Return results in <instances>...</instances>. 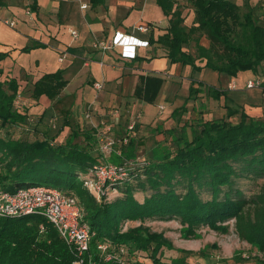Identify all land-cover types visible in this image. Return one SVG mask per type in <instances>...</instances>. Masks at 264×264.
Wrapping results in <instances>:
<instances>
[{
  "label": "trees",
  "instance_id": "trees-1",
  "mask_svg": "<svg viewBox=\"0 0 264 264\" xmlns=\"http://www.w3.org/2000/svg\"><path fill=\"white\" fill-rule=\"evenodd\" d=\"M157 2L170 16L167 31L157 42L172 63L200 69V60L205 61V67L231 76L243 71L258 73L264 63V8L257 13L258 6L251 0H244L245 11L236 0H188L195 14L189 26L184 8L176 6V0ZM36 3L34 0V10ZM204 37L209 47L201 44ZM193 44L195 53L191 51ZM36 46L44 44L21 50ZM7 55L0 52V62ZM2 73L0 67V189L15 191L20 186L43 184L77 197L83 220L96 232L85 264H184L180 257L171 263L164 260L166 248L181 250L162 233L144 225L147 219H177L186 236H196L203 226L228 232L227 222L234 220L238 237L264 254V181L257 195L248 196L242 187L264 180L263 117L251 116L244 108H229L224 117L185 123L171 132L173 137L162 155L153 154L138 162L133 161L139 155L137 141L131 136L123 146L124 157L132 161L126 166L127 176L99 199L84 184L92 177V166L105 160L99 149L98 129H74L64 142L47 131L41 134L39 118L31 123L28 109L16 103L24 91L20 82L15 77L2 78ZM163 83L159 75H142L134 96L153 103ZM66 84L63 70L45 73L35 81L32 97L36 101L44 95L57 99ZM206 90L214 98L226 93L212 86ZM190 94L191 98L193 88ZM15 129L22 134L14 136ZM110 161L123 162L117 154ZM114 189L122 195L110 199ZM126 221L142 223L123 231ZM101 242L110 245V253L123 256L124 262L107 260L99 248ZM143 254L146 259H140ZM74 261V250L45 217L0 216V264Z\"/></svg>",
  "mask_w": 264,
  "mask_h": 264
},
{
  "label": "crops",
  "instance_id": "crops-1",
  "mask_svg": "<svg viewBox=\"0 0 264 264\" xmlns=\"http://www.w3.org/2000/svg\"><path fill=\"white\" fill-rule=\"evenodd\" d=\"M176 1V6L187 9L185 0ZM33 3L34 0H0V52L8 53L0 62L2 78L15 77L22 89L29 90L21 92L20 101L22 108L39 118V127L46 126L43 122L54 115L63 118L59 142H64L74 129H98L106 120L114 122V133L119 136L125 131L129 115L141 111L140 143H152L147 153L153 155L155 147L168 146L171 132H177L185 123L224 117L229 108H244L249 115L264 118L261 71L231 76L205 67V61L198 60L200 69H193L169 60L166 49L157 40L167 31L170 16L157 0H37L35 10ZM82 3L88 7L83 8ZM191 14L192 25L193 9ZM6 19L16 24L11 26ZM139 26H145L146 31L139 30ZM71 29L78 31V37L72 35ZM117 31L131 33L148 45H138L134 59L122 58L119 48L104 53L94 46L96 38H110ZM38 43L44 46L21 50ZM201 44L209 47L210 42L204 37ZM191 51H196L194 44ZM58 70L64 71L67 80L61 95L54 100L44 95L36 101L32 97L35 81ZM148 74L164 79L153 103L134 96L141 76ZM252 79L260 80L262 85L248 88L246 84ZM96 82H102L103 88L96 89ZM233 82L236 88L230 87ZM209 86L226 93L214 98L208 95ZM113 108L121 110L119 117L113 116ZM88 112L91 118L86 117ZM47 130L43 127L41 134Z\"/></svg>",
  "mask_w": 264,
  "mask_h": 264
},
{
  "label": "built area",
  "instance_id": "built-area-1",
  "mask_svg": "<svg viewBox=\"0 0 264 264\" xmlns=\"http://www.w3.org/2000/svg\"><path fill=\"white\" fill-rule=\"evenodd\" d=\"M81 1V0H80ZM83 8H87V3H82ZM5 22L11 26L16 23L14 20L6 19ZM139 30L146 31L145 26H139ZM74 37H78V31L71 29ZM94 46L104 53L112 49L119 48L122 58L134 59L137 57V46L148 45L147 41L135 38L131 33L124 31L115 32L110 38H96ZM103 64V63H102ZM261 81L257 79L249 80L246 84L248 88L261 86ZM96 89L103 88L102 82L95 83ZM236 88V82L230 85ZM21 95L18 96L16 103H19ZM164 105L160 108L164 109ZM114 117L121 115V110L115 108L112 111ZM91 113L86 114L91 118ZM127 121V134L118 136L114 133V122L106 120L97 131L99 137V149L105 160L97 163L90 169L91 178L85 179V186L94 193L99 199L106 191H110L111 186L127 176V164L132 163L124 157L123 146L126 145L135 132L143 117L141 111H136L129 115ZM37 117L31 116L30 122H36ZM54 127L56 124L53 125ZM117 154L123 162L115 163L110 161V157ZM141 159L137 157V161ZM134 161V160H133ZM135 162V161H134ZM31 214H37L45 217L58 230L61 237L69 244L75 252L76 261L74 264H85V256L89 251L91 240L96 232L91 225L83 220V211L81 205L75 196H69L64 191L55 186L43 184H31L20 186L15 191L0 189V216L1 217H21ZM44 229V226H40ZM109 244L99 243V248L105 253L107 260L118 259L124 262L123 256L114 255L109 252Z\"/></svg>",
  "mask_w": 264,
  "mask_h": 264
},
{
  "label": "rangeland",
  "instance_id": "rangeland-1",
  "mask_svg": "<svg viewBox=\"0 0 264 264\" xmlns=\"http://www.w3.org/2000/svg\"><path fill=\"white\" fill-rule=\"evenodd\" d=\"M236 1L240 2L242 5V11L247 9L246 6H243L244 0ZM185 3H188V0H185ZM251 3L258 6L256 7L257 13H260L259 10L264 8V0H251ZM186 7L187 9L184 11V14L186 15V20H188L187 25L190 26L192 22V8L189 6V4H186ZM188 9H190L189 12ZM259 71H261L262 75H264V63L261 66V70ZM28 91L29 90L24 89L23 92L28 93ZM19 104H22L21 101ZM44 123H46V126L42 125L41 128L46 127L48 129L47 132L49 135H54L57 138L58 131L63 125V118H58L56 115H54L53 117L47 119V121L43 122V124ZM54 124H56L55 127L53 126ZM124 125L125 131L123 133L127 134V123H124ZM12 134L14 136H20L22 133L20 130L15 129ZM131 136L137 141V153L141 159L151 156V154L149 155L147 153V149H150L152 143L151 145H148L146 143L147 141H144L143 143L145 144V147H143V143H140L139 126L135 132L131 134ZM168 147L169 146L165 144L156 146L155 154L162 155ZM133 160L137 161V159ZM263 181L264 180L262 179L256 183H249L246 185L242 184V187L245 189V193L248 196L257 195L261 190L260 184L263 183ZM121 195L122 194L118 191V189H114L111 190L109 198L115 199ZM136 196L143 198L141 193H136ZM141 223L142 222L140 221H126L122 224V229L123 231H126L128 228L138 226ZM227 223L230 225L228 232L217 231L209 228L208 226H203L197 231L196 236H186L182 232V225L180 221L177 219H147L144 221V225L150 227L151 231L162 233L175 248L181 250H169L166 248L164 260L167 262L171 263L174 259L180 257L181 259L185 260L184 264H260V260L264 259V254L253 248L250 243L243 241L238 237L234 227V220H231ZM145 255H141L140 259H146Z\"/></svg>",
  "mask_w": 264,
  "mask_h": 264
}]
</instances>
